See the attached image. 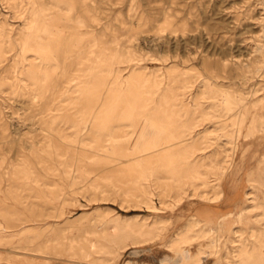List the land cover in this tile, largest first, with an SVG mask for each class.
I'll list each match as a JSON object with an SVG mask.
<instances>
[{"label": "rangeland", "instance_id": "1", "mask_svg": "<svg viewBox=\"0 0 264 264\" xmlns=\"http://www.w3.org/2000/svg\"><path fill=\"white\" fill-rule=\"evenodd\" d=\"M263 3L0 0V264H264Z\"/></svg>", "mask_w": 264, "mask_h": 264}, {"label": "bare ground", "instance_id": "2", "mask_svg": "<svg viewBox=\"0 0 264 264\" xmlns=\"http://www.w3.org/2000/svg\"><path fill=\"white\" fill-rule=\"evenodd\" d=\"M88 1V0H87ZM264 4V3H263ZM73 9V8H72ZM71 12H72V10H71ZM37 13V12H36ZM86 13V12H85ZM84 13V14H85ZM39 13H37V15H38ZM88 14V13H87ZM36 16V15H35ZM92 16V15H91ZM71 17H73V16H71ZM75 17V16H74ZM73 17V18H74ZM88 17V16H87ZM35 19V18H34ZM41 19V18H40ZM35 21V20H34ZM43 21V20H42ZM94 21V20H93ZM39 22V21H38ZM34 23V22H33ZM37 23V22H36ZM42 24V23H41ZM34 25V24H33ZM33 25H31V27L33 26ZM58 26V25H57ZM36 27H38V26H36L35 25V28ZM33 29V28H32ZM31 29V30H32ZM36 30V29H35ZM40 30V29H39ZM35 37V36H34ZM30 39V38H29ZM28 39V40H29ZM92 40V39H91ZM83 44V43H82ZM72 46H74V45H72ZM95 47V46H94ZM92 48V47H91ZM75 49V48H74ZM71 50H73V49H71ZM84 51V50H83ZM90 51H92V50H90ZM72 52V51H71ZM84 53V52H83ZM91 53V52H90ZM70 55H72V54H70ZM79 55H82V54H79ZM80 57V56H79ZM71 58V57H70ZM77 61H78V59H77ZM58 63L59 64H61L59 61H58ZM77 63V62H76ZM79 63H81V62H79ZM75 64V63H74ZM78 64V63H77ZM81 65V64H80ZM72 67H73V65H71ZM87 66V65H86ZM85 66V67H86ZM88 67V66H87ZM60 68H61V66H60ZM78 69H80L79 67H78ZM260 69V68H259ZM61 70V69H60ZM59 70V71H60ZM65 70V69H64ZM74 70H76V69H74ZM81 70V69H80ZM54 71V70H53ZM52 71V72H53ZM55 71H56V69H55ZM89 71V70H88ZM57 72V71H56ZM74 72H76V71H74ZM73 72V73H74ZM78 72H79V70H78ZM91 72V71H90ZM110 72H111V69H110ZM70 73V72H69ZM80 73V72H79ZM81 73H84V72H81ZM64 74H65V72H64ZM57 75H58V72H57ZM71 75V74H70ZM76 75V74H75ZM48 76V75H47ZM46 76V77H47ZM52 76V75H51ZM51 76H49V77H51ZM77 76H78V73H77ZM58 77V76H57ZM76 77V76H75ZM75 77H74V79H75ZM80 77V76H79ZM83 77V76H82ZM72 79H73V77H71ZM70 78V79H71ZM81 78V77H80ZM71 79V80H72ZM74 79L72 80V81H74ZM48 80V79H47ZM47 80H46V82H47ZM67 80H69V79H67ZM66 80V81H67ZM77 80V79H76ZM54 81V80H53ZM55 81H56V78H55ZM54 81V82H55ZM70 81V80H69ZM54 82H53V84H54ZM105 82V81H104ZM52 83V82H51ZM69 83V82H68ZM63 86V85H62ZM89 87V86H88ZM57 88V87H56ZM61 88V87H60ZM59 88V89H60ZM143 95V94H142ZM130 96V95H129ZM132 96V95H131ZM134 96V95H133ZM148 101V100H147ZM149 102V101H148ZM55 103V102H54ZM132 103V102H131ZM147 103V102H146ZM148 104V103H147ZM130 105V104H129ZM143 106H145V105H143ZM143 106H142V108H143ZM147 107V106H146ZM149 108V107H148ZM138 109V108H137ZM141 109V108H140ZM139 109V110H140ZM144 109V108H143ZM131 110H132V108H131ZM147 110V109H146ZM225 110V109H224ZM229 110V109H228ZM133 111V110H132ZM138 111V110H137ZM230 111V110H229ZM159 112V111H158ZM45 114V113H44ZM150 115V114H149ZM153 116H154V113H153ZM221 116V115H220ZM143 117V116H142ZM161 117V116H160ZM145 119V118H144ZM162 122V119L161 118H159L158 116H154L153 118H151L150 119V121H149V127L152 129V131L151 132H149V131H147L146 130V127H142V130H141V132H140V134H139V137H138V139H137V141H136V143H135V145L133 146V149H132V147H131V149H132V153H146V154H159V153H161V152H163V150L162 149H166L167 148V145H169L170 143H173V142H175L174 144L175 145H177V143H176V141L178 142V139H179V137H174V135H172L171 133H170V135H168V136H165L164 138H161V136H160V134H161V131L164 129V130H166L165 132H167L169 129H170V127L171 126H169V125H165L164 123H161ZM148 125V124H147ZM191 126H194V125H191ZM227 126V125H226ZM138 132V131H137ZM169 133V132H168ZM153 134L155 135V136H153ZM167 134V133H166ZM138 135V134H137ZM117 139H113V141H116ZM180 140V139H179ZM66 146V145H65ZM173 147V146H172ZM61 148V147H60ZM62 149V148H61ZM109 149V148H108ZM168 150V149H167ZM101 151V150H100ZM102 151H104V148H102ZM170 151V150H169ZM95 152V151H94ZM97 152H99V151H97ZM111 152V151H110ZM130 152H131V150H130ZM101 153V152H100ZM168 153V152H167ZM103 154V153H102ZM170 154V153H169ZM172 155V154H171ZM171 155H167V157L168 156H171ZM131 156V155H130ZM158 156V155H157ZM163 156V155H162ZM166 156V155H165ZM164 156V157H165ZM136 157H138V156H136ZM176 157V156H175ZM150 158V157H149ZM160 158V157H159ZM165 159V158H164ZM172 159H173V157H172ZM177 159V158H176ZM173 160H175V159H173ZM150 161V160H149ZM172 161V160H171ZM169 162V161H168ZM174 163V162H173ZM13 164V163H12ZM171 165V164H170ZM80 166V165H79ZM169 168V167H168ZM13 170V169H12ZM8 171V170H7ZM193 172V171H192ZM197 173V172H196ZM70 174V173H69ZM198 174V173H197ZM26 175V174H25ZM31 175H32V173H31ZM191 175H193L192 173H191ZM18 176V175H17ZM54 176V175H53ZM82 176V175H81ZM198 176V175H197ZM58 177V176H57ZM18 178V177H17ZM30 178V177H29ZM82 178V177H81ZM84 178V177H83ZM195 178V177H194ZM31 180V179H30ZM19 181V180H18ZM27 181H29V179L27 180ZM63 181V180H62ZM11 183V182H10ZM19 184V183H18ZM16 185V184H15ZM38 190V189H37ZM36 192V191H35ZM39 194V193H38ZM50 196V195H49ZM42 197V196H41ZM59 197V196H58ZM22 198V197H21ZM51 198V197H50ZM50 208V207H49ZM214 241V240H213ZM187 244V243H186ZM261 246V245H260ZM244 247V246H243ZM262 249H264L263 247H262ZM259 250V249H258ZM255 251H256V249H255ZM255 251H253L254 252V254H255ZM258 252V251H257ZM39 253V252H38ZM261 254H262V252H260ZM263 255V254H262ZM250 256H252V255H250ZM202 257V256H201ZM254 257V256H253ZM252 258V257H251ZM264 260V259H263ZM263 262V261H262Z\"/></svg>", "mask_w": 264, "mask_h": 264}]
</instances>
